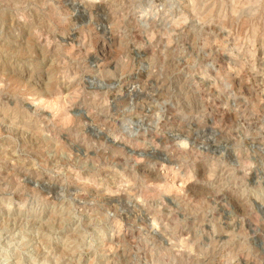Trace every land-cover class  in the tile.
I'll return each instance as SVG.
<instances>
[{
	"label": "rangeland",
	"instance_id": "1",
	"mask_svg": "<svg viewBox=\"0 0 264 264\" xmlns=\"http://www.w3.org/2000/svg\"><path fill=\"white\" fill-rule=\"evenodd\" d=\"M0 264H264V0H0Z\"/></svg>",
	"mask_w": 264,
	"mask_h": 264
}]
</instances>
